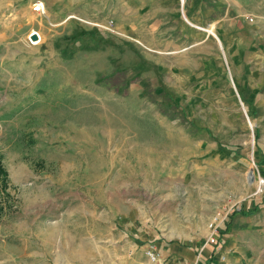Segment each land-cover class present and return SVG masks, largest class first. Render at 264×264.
<instances>
[{
	"label": "rangeland",
	"instance_id": "rangeland-1",
	"mask_svg": "<svg viewBox=\"0 0 264 264\" xmlns=\"http://www.w3.org/2000/svg\"><path fill=\"white\" fill-rule=\"evenodd\" d=\"M0 164V264L207 245L262 198L264 0H0Z\"/></svg>",
	"mask_w": 264,
	"mask_h": 264
},
{
	"label": "crops",
	"instance_id": "crops-1",
	"mask_svg": "<svg viewBox=\"0 0 264 264\" xmlns=\"http://www.w3.org/2000/svg\"><path fill=\"white\" fill-rule=\"evenodd\" d=\"M181 12L185 14L182 9ZM210 27L211 25L203 27V30L209 35H215ZM215 38L219 42V37L215 35ZM262 170L264 172V168ZM261 196L262 198H249L240 210L230 215L228 221L221 226L216 243L202 245L199 240L195 246L184 248L179 244L163 245L160 241H155L161 256L170 264H243L246 261L247 264H259L262 248L258 246V241L264 236V193Z\"/></svg>",
	"mask_w": 264,
	"mask_h": 264
},
{
	"label": "built area",
	"instance_id": "built-area-1",
	"mask_svg": "<svg viewBox=\"0 0 264 264\" xmlns=\"http://www.w3.org/2000/svg\"><path fill=\"white\" fill-rule=\"evenodd\" d=\"M43 3L37 1L33 4L32 10L39 13L43 11ZM254 194H263L264 193V176L259 174L256 176ZM244 198L235 199L229 195L215 210L212 216L208 219L206 224L207 234L205 236V243H216V237L220 232L221 226L228 221L230 215L236 211L240 210L243 205ZM145 255L149 264H170L166 259L161 256L160 251L157 246L148 242L145 246Z\"/></svg>",
	"mask_w": 264,
	"mask_h": 264
},
{
	"label": "water",
	"instance_id": "water-1",
	"mask_svg": "<svg viewBox=\"0 0 264 264\" xmlns=\"http://www.w3.org/2000/svg\"><path fill=\"white\" fill-rule=\"evenodd\" d=\"M30 37H31V39L35 40V39L37 38V35H36V33H32V34L30 35Z\"/></svg>",
	"mask_w": 264,
	"mask_h": 264
},
{
	"label": "trees",
	"instance_id": "trees-1",
	"mask_svg": "<svg viewBox=\"0 0 264 264\" xmlns=\"http://www.w3.org/2000/svg\"><path fill=\"white\" fill-rule=\"evenodd\" d=\"M0 173H4L2 167H1V164H0Z\"/></svg>",
	"mask_w": 264,
	"mask_h": 264
},
{
	"label": "bare ground",
	"instance_id": "bare-ground-1",
	"mask_svg": "<svg viewBox=\"0 0 264 264\" xmlns=\"http://www.w3.org/2000/svg\"><path fill=\"white\" fill-rule=\"evenodd\" d=\"M211 31V29H209Z\"/></svg>",
	"mask_w": 264,
	"mask_h": 264
}]
</instances>
